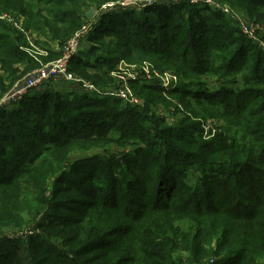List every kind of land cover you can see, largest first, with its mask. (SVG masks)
<instances>
[{
  "label": "trees",
  "instance_id": "obj_1",
  "mask_svg": "<svg viewBox=\"0 0 264 264\" xmlns=\"http://www.w3.org/2000/svg\"><path fill=\"white\" fill-rule=\"evenodd\" d=\"M108 1L0 0V14L9 9L18 12L23 31L34 32L38 42L48 48L50 59H53L60 53L52 50L53 45L61 48L71 35L87 23L88 10L101 7ZM255 1L250 5H264V0ZM185 7H191L188 16L183 12ZM209 8L208 5H194L186 1L171 5L153 2L142 6L139 19L130 15L132 11L128 13L132 9L102 12L99 22L108 12H124L127 16L121 14L119 20L113 17L111 23L107 21L103 24L102 21L96 31L89 32L86 37L91 45L87 51L79 50L70 59L69 70L74 71L77 67L90 70L97 68L98 64H108V57L99 54L93 56L95 52L108 50L110 55H116V60H121L127 57V53L136 50L160 55L161 61L178 74L182 73L187 80L206 72L217 75V78H230L233 87L210 89L206 84L197 86L190 81L178 84L170 91L175 95L187 96L194 102L216 108L217 105L221 106L217 112L226 118L227 125L219 128L220 133L209 142H201L197 135L185 136L189 128L182 125L186 121H179L177 128L168 129L174 132L166 134L167 131L161 126L155 127L154 115H151L154 118L148 119L144 107L139 109L136 105H126L137 110L130 118L128 115L132 111L117 105L120 101L115 98L91 99L85 93L66 94L47 88L38 97L39 101H34L35 104L29 108L33 114L39 115V124L42 123L44 128L43 135L32 136L37 140L35 144L27 143L30 155L20 161L9 159L5 144L12 137L8 133L0 134V230L23 222V213L29 206L27 194L30 188L34 186L41 194L46 190L45 182L35 183L38 170L43 168L48 177L59 170L60 158L59 162L56 161L59 151L74 142L93 145L97 140L109 138L113 134L111 132L118 134L119 139L127 138L131 130V134H135L132 136L146 146L140 145L131 153L133 155L123 158L129 177L125 181L116 177L110 166L106 168L107 182L103 186L105 190L108 189L105 191L98 187V193L93 195L104 211L108 209L118 214L121 212L119 208L124 206L126 210L121 212L122 215L131 212L135 216L133 223L120 227L122 238L116 234L117 227L109 233V236L119 240L120 246L107 247L103 255L107 253L109 261L102 264H117L120 260L118 251L125 252L127 264H162L166 258L164 253L156 249L149 239L157 235L158 243L167 242L174 231L178 233L175 237L179 238L190 230L194 233L188 236L186 247L190 251L195 247V252H192L200 258L205 255L199 253L198 247L209 242L205 233L217 234L219 228L223 234L221 240L217 239L218 250L223 248V251L216 255L225 253L223 255L237 256L230 264H264V89L258 83L264 84V58L257 55L252 65H244L249 55L244 50L246 45L243 42L248 39L244 37V41H241L224 13L213 9L207 13ZM9 28L0 21V67L15 62L33 63V58L22 50L26 38L23 31L17 33ZM107 38L113 40L105 44ZM242 71L247 74H242L241 82L229 76ZM142 87L141 98L146 102L157 101L150 92L154 88L161 90L160 87L151 84ZM5 88L0 79V94ZM29 93L12 104L19 103L21 110H24L23 105L32 103L31 99L24 100ZM259 98H262V102L254 106L253 103ZM10 107L0 108V120ZM141 109L144 113L140 112ZM166 135L192 149H178L167 142ZM175 154L182 156L174 161L172 157ZM46 156L56 161L55 167L54 161ZM94 158L98 164L114 162L104 155ZM149 164L157 171L153 179H150L153 175L148 177L144 174ZM189 166L192 174L195 169L201 172L193 186L183 182L186 167ZM38 177L42 180L41 176ZM144 183H151L152 189L145 187ZM203 215L212 219L203 221L200 219ZM185 218H191L188 231L179 224ZM66 221L68 217L54 213L43 226H67ZM104 226L101 223L91 225V229L81 238V244L87 238L91 240L103 235L104 232L99 230ZM83 227L81 225L79 230ZM96 232V235H92ZM197 238L199 241L195 243ZM122 240L129 243L127 248L122 247ZM3 256L6 262L1 264H11V254Z\"/></svg>",
  "mask_w": 264,
  "mask_h": 264
},
{
  "label": "rangeland",
  "instance_id": "obj_2",
  "mask_svg": "<svg viewBox=\"0 0 264 264\" xmlns=\"http://www.w3.org/2000/svg\"><path fill=\"white\" fill-rule=\"evenodd\" d=\"M110 1H129L126 2L124 9H132L128 10V13L132 11L130 15L137 19L140 18V14L143 11V2L151 1L167 5L184 2L176 0H109L108 2ZM212 1L228 8V13L223 15L230 20V25L237 30L235 32V35H237L236 37L240 35L241 41H244V37L248 39L243 43L246 45L244 50L249 55H247L249 59L245 60L243 64L252 65L254 60L257 59V55L264 58V5L251 6L250 2H256L255 0ZM186 3L194 5L202 4L191 3L188 0ZM101 7H93L88 10L87 23L84 24L85 26L87 25V30L92 27L91 31H96L100 26L99 23L102 21L104 24L107 21H110L113 17H115L116 20H119L118 18H120L119 15L121 14L124 17L127 16L124 12H108L103 15V20L99 22L100 14L103 11ZM190 9L191 7H185L183 12L188 16ZM212 9V7L207 9V13L212 11ZM4 12L8 14H5L9 17H6L8 21L1 19L0 21L10 27L12 31H16L17 33L22 32L18 28V26L22 27V19L18 15V12L13 11L12 9ZM109 23H111V21ZM251 23L261 26V30H259L254 37H247L240 31L239 27ZM150 29L154 28L151 27ZM156 32L157 31L155 30L154 33ZM115 38L118 37L115 35ZM254 38L256 39L254 40ZM38 40V36L34 32H28V38H24L25 44L22 45V50L26 52V55L33 58V63L15 62L7 67H0V79H2L3 84L6 87L4 92L0 94V99L15 84L34 73L36 70L44 66L47 61L51 60L49 50H47L48 48L40 44ZM110 40L113 39L107 38L104 43L106 44ZM90 45V40L83 35L80 50L87 51ZM235 45L236 43H234V46ZM52 50L59 51L60 48L53 45ZM96 54L108 57V59H110L107 61L108 64H98L97 68L90 70H83L80 67L75 69L73 67L75 72L70 71L76 76L75 82L52 81L50 79L47 82L31 88L27 92H31L32 94L29 93L30 95L28 94L26 96L28 98H25L24 100L31 99L32 103L27 106L23 105L22 109L24 110H21L19 103L15 105L11 104V107L7 109L6 113L1 115L0 134L8 133L12 137V139L8 140L5 144L6 153H8V156H6L9 159L14 158L16 160L19 159L18 161H20L26 155H30L31 151L29 150V145H27V143L35 144L37 140L32 139V136L44 134L43 124H39V115H35V113L33 114L29 108L35 104L34 101H39L38 97H40L42 91L47 88L54 90L58 89V91H62L66 94L70 92L85 93L91 99H102L107 97L109 99L115 98L114 100L120 101L117 105L123 106L125 109L132 111V113L128 115L130 118L134 117L133 113L137 110L126 105H136L139 106V109L144 107L147 109L146 112L148 119L149 117H152L151 115H154L158 119L152 117L155 119V121H153L155 127L161 126L162 129L167 131L166 134L173 133L174 131L170 132L168 129L177 128V125L180 124L179 121H186L182 124L183 127L187 126L186 128H189V132L185 136L190 134L197 135L200 137L201 142H209L213 140L216 134L220 133L219 128L227 125L225 121L226 118L217 112V109L221 106L217 105L216 108L209 106L208 104H203V102H194L187 96H179L172 92H164L163 89L158 86L157 81L152 75L153 71L162 74L168 73L177 78V85L193 81L192 83L194 85L200 86L206 84L210 89H217V87L221 86L233 87L234 85L232 86L230 83V78H217V75L206 72L192 80H187L182 73L178 74L174 68L167 66L165 62L159 59L160 55L154 53H139L134 50L131 53H127V57L121 60H116V55H110L108 50L106 52L92 53L93 56ZM144 69H147L149 72L146 73ZM244 73L246 72L242 71L229 76L234 77L235 81L241 82V76ZM148 75L151 76L148 77ZM83 83L91 84L92 88L96 89L98 92H95L94 89H92V91L90 89L85 90L83 88ZM258 83L260 87L264 89V84L259 81ZM150 84L153 85V87H160L161 90L154 88L150 92L157 101L146 102L141 96H139V94L143 91L142 86ZM235 86L238 87V85ZM120 90H128L132 93V96L137 99V104H131L116 97L114 93H118ZM261 102L262 98H259L253 103V105L258 106ZM140 112L144 113L142 109ZM40 127L42 129L38 130L37 128ZM15 133H19L21 136ZM111 133L113 134H111L109 138L105 140H97L96 142H93V145L87 146L85 143L79 142L78 144V142H74L67 148L59 151L56 160L59 162L60 158V163L58 165L59 170H56L54 174L52 172L53 175L51 174V176L48 177L43 168L38 170L35 183L41 184L45 182L46 190L41 194L37 188L32 186L29 190L30 192L27 194L29 206L23 213V222L18 223V225L11 224L10 226L1 228L0 264L6 262V258L3 254H11V264H52L53 262L56 264H102L109 261L107 253L103 255L106 248L110 246H120L119 240H115L113 237L109 236V233L114 231L117 227L116 234L120 237V227H123L128 223H133L135 216H133L131 212L122 215L121 212L126 210L124 209V206L119 208L121 212L118 211L119 213H116L117 215L115 212H109L108 209H105L104 211L99 205V200L93 195L98 193V187L105 190L103 188L107 182L105 172H107L106 168H109L110 166L112 173H114L116 177L125 181L129 177V173L127 165L125 164L126 161H123V158L126 155L127 157L133 155L131 153L140 145L146 146L140 139L132 136H135V134H131V130L129 134L130 137L123 139H119L118 134L115 132ZM168 136L169 135L164 136L167 139V142L178 147V149L182 151L192 149L188 146H183ZM155 147L159 148L161 146ZM98 155H104L106 159L107 157H110L114 162H110L109 164L106 162H100L98 164L95 161V158L93 160V157H97ZM176 155L177 154L172 157L174 161L182 156V154ZM46 157L52 160L50 156ZM140 158L143 159L141 156ZM182 159L183 158H181V160ZM56 161L52 160L53 167H55ZM150 165L151 164L148 165L147 171L144 174L148 177L153 175L150 178L153 179V177L156 176L157 171L153 170V166ZM190 167L191 166L186 167L183 182L185 185L193 186L197 183V178L201 176V172L194 168L195 172L192 174L191 171L193 170L191 168L190 171ZM224 169L225 171H229L227 168ZM182 175L183 174L181 173V176ZM38 176H41L42 180H39L40 178ZM144 186L152 189L151 183H144ZM107 189L108 188H106V190ZM61 190L64 192H61ZM139 198L141 197L139 196ZM54 213L68 217V222L66 221V223H68L67 226H43L47 221H50L51 215ZM205 216L207 215H203L200 219L203 221H209V218L212 219L210 216ZM190 219L191 218H185L179 223L186 231L189 230ZM86 223H90V225H85ZM97 223L105 225L99 230L100 232L103 231L104 234L96 239L93 238L89 240L90 238H87L81 244L80 240L83 235L91 229V225H96ZM81 225H84V227L82 230H79ZM193 233L194 232L190 230L189 233L184 236L176 238L175 236L178 233L174 231L169 235L167 242L160 241L158 243L157 240L159 239L157 238V235H153L149 241L153 242L156 249L164 253V257L166 258L161 262L162 264H230L235 258H237L235 255H223L225 253L219 256L216 255V253L223 251V248L218 250V243L223 234L221 228H219L217 234L205 233L204 236H207L209 242H206L202 247H198L199 253L201 254V252H203V255L205 256L200 258L194 256L195 247L193 248L194 250H192L194 252L190 251L189 247H186L188 245L187 238L189 235H193ZM96 234L97 232L92 235ZM194 236L197 237L198 235L195 234ZM217 239L219 240L217 241ZM197 241H199L198 238L195 243H197ZM121 244H123L122 247L129 245V243L124 240H122ZM87 249L89 250L86 251ZM124 253L123 251L117 252V255L120 257L117 264H127L128 261H125L127 255ZM12 255H14V257H12ZM36 260L39 261L35 262Z\"/></svg>",
  "mask_w": 264,
  "mask_h": 264
},
{
  "label": "built area",
  "instance_id": "obj_3",
  "mask_svg": "<svg viewBox=\"0 0 264 264\" xmlns=\"http://www.w3.org/2000/svg\"><path fill=\"white\" fill-rule=\"evenodd\" d=\"M176 1H187V0H176ZM191 3H202L206 4L210 7H212L214 10L221 11L222 13L226 14L228 13V8L225 6L214 3L212 0H188ZM126 2L129 1H123V2H107L103 4L101 7L102 10L105 11H111V10H121L124 9V6L126 5ZM153 2L147 1L143 2L144 5H149ZM6 13L0 14L1 20L8 21ZM7 17V18H6ZM90 26V25H89ZM240 26V25H239ZM18 28L23 31L21 26H18ZM240 31L246 35L247 37H254L255 34L258 33L259 30H261V26L258 24H249L244 25L243 27H239ZM92 27L87 30V25H83L79 31L77 30L69 39L65 41V43L60 48V53L56 58H53L47 63L42 66L40 69L36 70L34 73L30 74L29 76L25 77L23 80L15 84L11 89H9L3 97L0 99V108L4 106H9L12 103L17 102L20 100L31 88L40 85L44 82H47L48 80L52 81H68V82H75L76 76L74 73H72L69 70V61L70 59L80 50L81 48V41L83 39V35L87 36L89 32H91ZM26 38H28V32L23 31ZM256 38H254L255 40ZM146 73L149 71L147 69H144ZM151 75H148L150 77ZM152 77L155 78V80L158 83V86H160L164 92H170L172 89H174L176 84V77L174 75L168 74V73H158L156 71H153ZM151 77V78H152ZM83 88L85 90L90 89L92 91V85L88 83H83ZM95 92L96 89H94ZM116 92V91H115ZM116 97L121 98L122 100H125L131 104H137V99L132 96V93H130L128 90H120L118 93H114ZM135 96V95H134Z\"/></svg>",
  "mask_w": 264,
  "mask_h": 264
},
{
  "label": "crops",
  "instance_id": "obj_4",
  "mask_svg": "<svg viewBox=\"0 0 264 264\" xmlns=\"http://www.w3.org/2000/svg\"><path fill=\"white\" fill-rule=\"evenodd\" d=\"M55 90H58V89H55ZM74 90H76V89H74ZM78 90H80V89H78ZM62 92V91H61Z\"/></svg>",
  "mask_w": 264,
  "mask_h": 264
},
{
  "label": "water",
  "instance_id": "obj_5",
  "mask_svg": "<svg viewBox=\"0 0 264 264\" xmlns=\"http://www.w3.org/2000/svg\"><path fill=\"white\" fill-rule=\"evenodd\" d=\"M102 12H105V10H103Z\"/></svg>",
  "mask_w": 264,
  "mask_h": 264
}]
</instances>
